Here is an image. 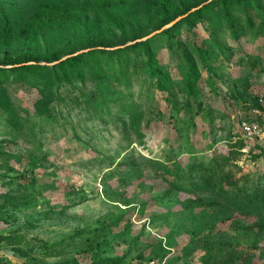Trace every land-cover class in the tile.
I'll list each match as a JSON object with an SVG mask.
<instances>
[{
    "label": "rangeland",
    "instance_id": "374dc122",
    "mask_svg": "<svg viewBox=\"0 0 264 264\" xmlns=\"http://www.w3.org/2000/svg\"><path fill=\"white\" fill-rule=\"evenodd\" d=\"M106 1L0 0V66L129 45L205 10L151 56L98 54L47 87L0 75V264H264V204L236 208L193 168L264 101V0ZM262 146L228 165L238 187L264 181Z\"/></svg>",
    "mask_w": 264,
    "mask_h": 264
},
{
    "label": "trees",
    "instance_id": "16d2710c",
    "mask_svg": "<svg viewBox=\"0 0 264 264\" xmlns=\"http://www.w3.org/2000/svg\"><path fill=\"white\" fill-rule=\"evenodd\" d=\"M252 1L255 2L256 5H258V0ZM224 2H226V0H222V3ZM100 7H102L103 9H109L110 4L106 0H100ZM197 9H202V7ZM197 9H194L190 12L187 11L188 14L186 16L182 17L180 20L176 21L171 26L166 27V29H162L144 40L135 41L138 38H134L132 39V41L135 42H132L129 45H125L122 47L106 48L89 46L86 47L90 48L89 50L78 54H73L76 51H72L68 53L71 55L64 59H62V57L67 55V53H65L61 49L52 50L49 53L48 59L46 60L50 63L54 62L50 65L40 63L43 60V57L37 50L26 49L23 52L17 53L6 59L4 63L6 66H0V75L8 76L11 79L15 80H21L29 84L33 83L36 85L47 87L50 86V84L54 83V79L45 76V73H54V75L57 77L58 72H62V75L59 79V83L69 82L71 81V79L74 80L76 78L77 72H81V63L86 60L93 59L98 54L114 57L122 51L139 48L141 50H145L147 54L150 55V46L152 42L162 36L168 35V33L177 25L178 22H180L187 16H191L192 14L198 12ZM204 10L205 9H202L201 12H203ZM177 16L165 20L160 26L156 27L153 31L162 28L164 25L169 23L171 20L175 19ZM249 22L252 23V20L249 19ZM262 25L264 28V21L262 22ZM227 26L230 28V31L235 32V30L231 28L232 23L230 20L228 21ZM9 37L10 30L6 27L3 31L4 41L8 42ZM146 63H150L149 59L146 60ZM97 78L99 80L100 77L97 76ZM242 119L256 121L259 120L257 116H243ZM233 135H238V133H233L232 131H230L228 139L229 149L227 154L220 155L219 157L215 159H210L209 161H200L198 163H194V174L198 178V184L200 186L206 187L209 190L221 194L230 193L228 199L236 208H239L240 210L257 208L259 205L264 204V181H257L256 183L251 181L245 186L243 185L241 187H238L237 179H235V177L232 176L230 170L227 169L228 165H230L231 162L236 164L237 160L241 157L242 154L241 147L243 145V141L241 138L232 140L231 137ZM261 151L264 152V145L262 146ZM253 156L254 158H256V155ZM226 185L234 186L235 191H232L229 188H225ZM247 186L249 189H252V191L248 190Z\"/></svg>",
    "mask_w": 264,
    "mask_h": 264
},
{
    "label": "built area",
    "instance_id": "2783aa9c",
    "mask_svg": "<svg viewBox=\"0 0 264 264\" xmlns=\"http://www.w3.org/2000/svg\"><path fill=\"white\" fill-rule=\"evenodd\" d=\"M254 112L259 118V122L256 120H241L239 123L238 135H233L231 137L232 140H236L237 138L242 139V155L249 153L256 143L264 145V101ZM141 264H166V261L150 258L143 261Z\"/></svg>",
    "mask_w": 264,
    "mask_h": 264
},
{
    "label": "water",
    "instance_id": "95a60500",
    "mask_svg": "<svg viewBox=\"0 0 264 264\" xmlns=\"http://www.w3.org/2000/svg\"><path fill=\"white\" fill-rule=\"evenodd\" d=\"M201 5H202V4H200V5H198V6L194 7V8H192V9H190L188 12H190V11H192V10H194V9L199 8ZM188 12H186V13H184V14H182V15L177 16L175 19L171 20L169 23H167L166 25H164L162 28L153 31V32H151L150 34H148V35H146V36H144V37L138 38V39H136L135 41L144 40V39L150 37L151 35H153L154 33H156V32H158V31L162 30L164 27H169V26H171V25L174 24L176 21H178V20H180L182 17L186 16V15L188 14ZM135 41H131V42H129V43H132V42H135ZM129 43H127V44H129ZM121 46H124V45H120V46H117V47H121ZM106 48H116V47H106ZM89 49H90V48L81 49V50H78V51L74 52L73 54L82 53V52H85V51H87V50H89ZM70 55H71V54L65 55V56L62 57V59L66 58V57H68V56H70ZM55 62H56V61H55ZM40 63H41V64H53L54 62L47 63V62L41 61Z\"/></svg>",
    "mask_w": 264,
    "mask_h": 264
}]
</instances>
